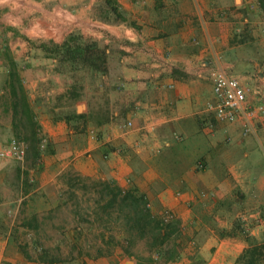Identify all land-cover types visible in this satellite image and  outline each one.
<instances>
[{"label": "crops", "instance_id": "obj_1", "mask_svg": "<svg viewBox=\"0 0 264 264\" xmlns=\"http://www.w3.org/2000/svg\"><path fill=\"white\" fill-rule=\"evenodd\" d=\"M114 1L135 26L99 19L96 0H0V30L57 43L77 30L109 51L107 72L82 78L70 98L72 80L55 60L27 55V42L6 32L14 57L28 64L22 75L45 143L30 164L0 158V221L8 228L0 232V264L11 245L4 209L17 223L30 212L42 219L72 190L70 176L133 187L153 210L172 209L181 256L171 264L195 255L203 264H233L245 246L224 235L233 220L264 243V123L243 135L240 123L215 119L209 68L224 57L248 103L264 106V19L249 6L254 0ZM243 30L249 38L234 36ZM4 113L0 146L13 137L11 111Z\"/></svg>", "mask_w": 264, "mask_h": 264}, {"label": "trees", "instance_id": "obj_2", "mask_svg": "<svg viewBox=\"0 0 264 264\" xmlns=\"http://www.w3.org/2000/svg\"><path fill=\"white\" fill-rule=\"evenodd\" d=\"M253 4L264 19V0H254ZM93 7L94 14L103 21L126 22L135 26L134 21L128 19L126 12L120 9L114 0H96ZM7 31H10L13 36L19 35L27 42V55L41 52L45 57L55 60V70L72 80L67 91L70 98L77 96L76 90L80 86L82 78L107 72L109 51L107 46L102 45L97 39L83 35L77 30L68 33L59 43L52 40L30 39L12 27H5L0 30V106L6 112L11 111L12 134L15 138L27 143L26 156L37 161L42 136L39 135V124L35 118V112L29 100L28 89L22 75V71L28 64L24 59L18 60L14 57L8 44ZM234 36L240 40L250 37L246 32L244 33V30L235 32ZM98 184L102 187L100 198L105 201L101 208H109L115 203L121 202V208H127L128 211L126 219L135 224L140 234L151 236L152 246L146 253L138 255L136 264H171L179 259L181 252L178 246L180 234L178 218L164 222L160 214L151 211L147 206V199L136 188H122L117 183L108 180L99 181ZM19 224L28 232L30 229H38L40 226L37 216L31 212ZM7 229L4 221L1 220L0 232L6 234ZM16 231V228L13 227L8 233L10 243L15 241ZM78 235L73 236L71 247L79 248L77 252L84 255L85 258H98L109 253L101 248H98L93 254L88 250L83 251L82 247H78ZM224 235L237 238L245 243L233 264H264V243H253L246 232L243 221L239 218L232 221L230 231ZM123 239L125 241L130 240L128 237H123ZM15 249L28 261L59 264L66 260L53 254L49 248L41 243L37 245L35 242L33 251H30L26 244L17 242ZM2 264L11 263L3 261ZM189 264H203V260L195 255L190 258Z\"/></svg>", "mask_w": 264, "mask_h": 264}, {"label": "rangeland", "instance_id": "obj_3", "mask_svg": "<svg viewBox=\"0 0 264 264\" xmlns=\"http://www.w3.org/2000/svg\"><path fill=\"white\" fill-rule=\"evenodd\" d=\"M260 32L264 36V27L260 29ZM5 115L4 111H0V119H5ZM13 137L15 136L13 135ZM29 159L31 160L29 156H26L25 165L30 164ZM16 163L13 161V164ZM76 177L67 178L66 181L71 184L72 190L62 191L59 195L61 202L55 204L50 211L47 210L48 214L45 210L46 213L40 215L42 219H39L38 229L32 228L28 232L19 224L22 218L17 223V219L13 217L12 209L9 211L4 209L3 213L6 215L8 223L12 222L11 229L14 227L17 230L15 241L11 242L3 254L5 261L11 262V264H44L25 260L15 249L17 242L26 244L30 251H33L35 242L37 245L41 243L53 254L66 259L65 262L59 264H136L138 255L147 252L152 246L151 236L140 234L135 224L126 219L128 211L127 208H121V202H117L109 208H101L105 201L100 198L102 187L98 182L102 180L88 177L77 181ZM128 184L130 182L127 183V186ZM124 188L128 189L129 187ZM68 190L69 192H67ZM12 191L13 198L17 199L20 195L19 191H16V188H11V193ZM149 208L156 214H160L163 210H153L151 205ZM179 232H181V228ZM75 234H79L78 247H82L83 251L88 250L93 254L98 248H101L109 253L98 258H85L84 255L77 252L79 248L71 247V240L73 241ZM123 237H128L130 240L125 241ZM187 244L189 245L188 251H192L193 244L190 243V240L187 241Z\"/></svg>", "mask_w": 264, "mask_h": 264}, {"label": "built area", "instance_id": "obj_4", "mask_svg": "<svg viewBox=\"0 0 264 264\" xmlns=\"http://www.w3.org/2000/svg\"><path fill=\"white\" fill-rule=\"evenodd\" d=\"M249 6L255 7L253 3ZM225 63L224 57L218 55L214 65L209 68L214 101L210 102L208 107L212 110L215 119L238 122L241 125L243 135L255 134L259 122L264 123V106L261 104L251 106L248 103L244 88L239 83L238 78L226 70ZM125 124L131 125V120H127ZM44 143L45 138H42L40 146H44ZM26 154L27 143L15 137L10 138L5 144L0 146V158L23 162ZM201 195H204V193ZM147 206H150L148 201ZM160 215L164 222L176 218L175 212L169 208H164Z\"/></svg>", "mask_w": 264, "mask_h": 264}]
</instances>
